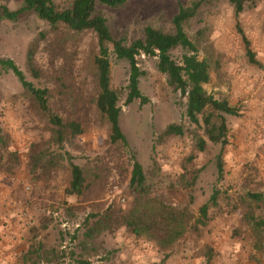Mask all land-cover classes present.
<instances>
[{
    "label": "rangeland",
    "instance_id": "374dc122",
    "mask_svg": "<svg viewBox=\"0 0 264 264\" xmlns=\"http://www.w3.org/2000/svg\"><path fill=\"white\" fill-rule=\"evenodd\" d=\"M56 1L62 4L67 0ZM189 2L128 0L121 8L97 5L96 9L114 33H123L131 40L139 38L145 27L172 31L171 20L179 4ZM20 4L21 0H0V6L11 10ZM211 11L212 15L191 27L196 30L206 25L203 40L211 45L218 61L210 84L204 88L214 98L227 100L238 115L225 116L226 146L221 148L207 142L203 152L195 149L193 139L196 133L205 138L203 132L188 122L185 98L156 70L155 58H137L144 72L139 79V90L147 103L135 100L126 106L128 65L110 57L111 86L119 94V126L127 147L110 145L109 125L94 106L97 90L91 66L96 45L93 33L85 32L64 42V53L58 50L54 67L50 65L46 44L40 41L34 64L43 77L34 80L25 71L28 45L43 32L47 33V43H50L54 34L35 16L16 24H0V57L13 60L27 80L37 87L52 88L53 70L65 73L70 91L62 97L54 93L52 107L64 118L77 119L82 124L83 133L65 145V150L88 176V185L79 197L64 194L69 181L65 165L50 181L31 180L27 150L31 143H44L49 134L22 94L17 79L11 72L1 73L0 129L8 136L10 149L20 157V166L13 177L0 175V222L7 220L0 226L2 229L9 226L7 237L19 250L10 264H20L18 256L31 243L42 244L45 252L55 251L49 255L51 258L55 255L57 264H78L79 261L84 264H204L203 253L209 247L213 249L210 264H264V234L260 240L263 249L254 250L253 232L242 221L246 210L241 204L247 193L264 192V2H258L240 17L261 68L247 62L229 5L222 0ZM181 55L179 49L171 52L178 62ZM169 124L182 125L185 135L159 142L158 135ZM219 154L223 173L218 180L215 163ZM190 156L192 161L188 160ZM133 161L142 166L153 194L177 207L188 205L194 215L214 191L218 192L217 205L209 209V221L200 228L199 235L188 232L171 249L160 250L110 222L109 232L101 231L93 239L84 240V225L99 221L108 208L112 218L128 209L132 201L128 182ZM183 179H194L193 186L186 187ZM252 207L255 216L264 218V204ZM5 213L10 214L9 218Z\"/></svg>",
    "mask_w": 264,
    "mask_h": 264
},
{
    "label": "trees",
    "instance_id": "16d2710c",
    "mask_svg": "<svg viewBox=\"0 0 264 264\" xmlns=\"http://www.w3.org/2000/svg\"><path fill=\"white\" fill-rule=\"evenodd\" d=\"M128 0H67L60 4L56 0H21L20 6L11 10L0 6V24L2 22L18 23L24 18L35 16L46 23L54 38L47 43V33L43 32L28 45L25 57V71L34 80H41L43 74L34 64V56L40 41L49 50L50 65L54 67V58L58 53H64V42L82 33L91 32L95 36V51L91 57L94 72L96 96L94 106L109 125L108 142L110 145L121 144L127 147V141L119 126V94L111 86L110 57L116 61H123L128 65V79L124 104L130 105L139 100L147 103L139 90V79L144 75L140 70L137 58L144 56L155 58L156 70L164 75L167 84L179 95L185 98V117L195 128L203 132L205 138L193 134L195 149L203 152L207 142L224 148L227 144V125L225 116H237L238 111L225 99H216L205 90L210 84L212 71L218 68V61L214 57L211 45L204 43L206 25L191 30V27L204 18L212 15L211 10L222 0H190L187 5L179 4L176 14L172 17V31L165 32L152 27H145L137 39L129 40L126 35L114 33L107 20L97 11L96 6L102 5L111 9L121 8ZM232 9L234 29L240 36L247 62L257 68L262 65L251 49L250 42L245 35L240 22L241 15L254 8L258 2L264 0H224ZM181 50L180 61H175L171 52ZM59 50V52H58ZM50 70H52L50 68ZM11 72L17 79L22 94L28 99L49 134L42 143H31L28 148V169L34 182H47L63 165L69 173V181L64 189L66 196L79 197L88 185L82 167L73 163V157L65 150V145L83 133V126L73 118H64L52 107L53 94L59 97L70 91L65 73L53 70L54 87H37L34 82L27 80L13 60L0 57V74ZM185 129L180 124H169L158 135L157 140L164 142L172 137H182ZM55 147V149H54ZM193 156L189 157L192 161ZM221 154L216 157L218 180L222 178L223 163ZM20 166L17 151L10 149L8 136L0 129V175L13 177ZM185 181L186 187H192L194 179ZM128 189L132 201L128 209L112 218L113 213L108 208L93 225H84L85 241L91 240L101 231H110V222L124 228L127 234L136 239H142L155 244L160 250L171 249L188 232L200 234V228L209 221L208 211L217 205V191L210 196L209 201L198 209L194 215L188 205L174 206L164 197L153 194L142 166L133 161ZM244 209L242 221L252 230L253 249L260 251L263 245L260 240L264 234V218L253 213V207L264 204L263 193H247L242 200ZM95 217V216H94ZM264 239V238H263ZM206 248V247H205ZM208 248V247H207ZM55 252V251H54ZM53 251H43V245L31 243L27 251L18 258L20 264H57ZM204 264H210L213 249L208 248L204 253ZM19 264V263H18ZM78 264H84L79 261Z\"/></svg>",
    "mask_w": 264,
    "mask_h": 264
},
{
    "label": "crops",
    "instance_id": "0c3cea01",
    "mask_svg": "<svg viewBox=\"0 0 264 264\" xmlns=\"http://www.w3.org/2000/svg\"><path fill=\"white\" fill-rule=\"evenodd\" d=\"M5 215H8V213H5ZM10 214L8 215L9 218ZM5 218V216H4ZM7 221L6 219L2 220V222ZM9 228V226H7ZM7 227L4 229L0 226V264H10L11 258L15 256L16 253H18V249L15 248L17 246L16 243L11 242L7 237ZM6 229V230H5ZM15 248V249H14ZM14 258V257H13Z\"/></svg>",
    "mask_w": 264,
    "mask_h": 264
}]
</instances>
